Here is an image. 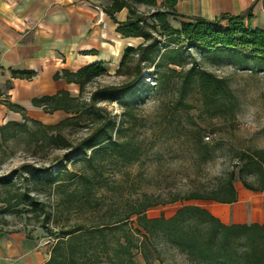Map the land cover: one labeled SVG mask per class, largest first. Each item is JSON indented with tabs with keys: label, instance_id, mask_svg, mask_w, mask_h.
Here are the masks:
<instances>
[{
	"label": "trees",
	"instance_id": "1",
	"mask_svg": "<svg viewBox=\"0 0 264 264\" xmlns=\"http://www.w3.org/2000/svg\"><path fill=\"white\" fill-rule=\"evenodd\" d=\"M107 1L109 4L102 11L117 24L116 32L123 38L142 41L136 46L129 44L121 55L114 73L124 78L121 84L97 86L85 98L86 88L108 75L102 64L87 65L75 73L57 72L53 78L62 77L67 83L78 85V95L73 97L62 90L32 100L33 106L45 114L64 113V118L54 124L29 119L22 108L2 101L9 110L20 113L22 121L0 127V145L15 138L18 132L29 135L33 131L30 136L35 137H31L30 143L35 148L47 145L52 151H62V155L47 166L24 163L11 177L0 180V233L21 232L6 229V214L32 219L54 240L43 264H138L133 260L134 250L144 264H151L159 259L154 245L157 241L176 248L198 264H264V223L224 224L208 210L193 204L181 206L169 217L146 215L152 207L176 202H237L233 171L217 178L210 189H192L162 201L145 192L122 193L123 182L129 178L126 168L133 162L132 143L124 134L122 122L116 125L102 106L121 101L125 106L122 116L134 119L135 115L126 110L133 99L125 100V95L142 71L148 69L146 64L150 60L157 89L163 87L168 77H176L179 99L189 85H194L203 105L215 107L212 118H218L223 107L232 112L236 102L225 81L202 68L185 69L181 46L192 44L204 51H232L236 57L249 55L264 62V30L245 24L252 9L243 15L223 14L215 20L189 18L180 21L176 28L170 20L184 18L175 10L178 0ZM141 8L151 11L143 12ZM124 9L127 19L119 23L115 14ZM153 56H157L156 61L151 59ZM11 75L31 79L34 72L12 71ZM229 118L234 122L235 114L232 112ZM80 125L86 129L82 137H66L68 128ZM238 159V181L245 190L263 195L264 211V151L243 152ZM52 165H56L58 173H52ZM108 166L114 168L110 177L104 175ZM248 174L255 175L254 183L243 178ZM25 237L32 240L29 235Z\"/></svg>",
	"mask_w": 264,
	"mask_h": 264
},
{
	"label": "rangeland",
	"instance_id": "2",
	"mask_svg": "<svg viewBox=\"0 0 264 264\" xmlns=\"http://www.w3.org/2000/svg\"><path fill=\"white\" fill-rule=\"evenodd\" d=\"M141 11L150 12L151 9L141 8ZM170 24L178 27V21L170 20ZM141 42L136 40L134 45ZM181 49L186 60L185 69L190 66L202 68L225 81L235 98L236 106L232 109L235 120L231 122L229 115L232 112L227 111V107L220 109L218 118H212L215 107L203 105L194 85H189L179 99L176 77H168L163 87L157 89L154 64L149 60L146 64L148 69L142 71L140 79L125 95V100L133 99L126 105V110L135 115L134 119L122 116L125 106L121 101L102 104L116 125L122 122L124 134L132 143L133 162L125 167L129 178L123 182L120 191L145 192L162 201L169 195L187 193L192 189H210L217 178L233 171L240 201L236 204V219L229 223L260 222L264 214L263 195L245 190L238 181L241 165L238 157L243 152L264 151V62L249 55L236 57L232 51H204L192 44H183ZM151 59L156 61L157 56ZM123 81V77L108 73L86 88L85 98H88L87 92L97 86L117 85ZM84 123L87 121L81 125ZM81 125L68 128L66 137L70 140L82 137L86 129ZM32 132L29 135L18 132L15 138L0 145V180L11 177L24 163L47 166L51 160L55 161L54 158L62 155V151H52L47 145L35 148L30 143L31 137H35L30 136ZM50 168L52 173L59 172L56 165ZM112 174L114 168L106 167L104 175L110 177ZM115 177L119 180L120 176ZM243 178L250 183L255 181L252 174L243 175ZM186 204L207 210L211 205L219 206V203L210 201L176 202L152 207L146 215L148 218L169 217ZM4 218L8 223L6 229H19L18 236L22 239L26 235L32 238V249L41 254L43 264L48 259L54 240L30 218L11 214H6ZM154 245L159 259L151 264H198L162 241ZM133 260L144 264L142 256L135 250Z\"/></svg>",
	"mask_w": 264,
	"mask_h": 264
},
{
	"label": "crops",
	"instance_id": "3",
	"mask_svg": "<svg viewBox=\"0 0 264 264\" xmlns=\"http://www.w3.org/2000/svg\"><path fill=\"white\" fill-rule=\"evenodd\" d=\"M108 4L107 0H0V127L22 121L21 114L9 110L4 100L22 108L27 118L44 124L63 119L61 111L49 115L32 104L34 98L62 90L78 95V85L53 78L57 72L75 73L98 63L107 73H115L124 49L136 40L116 32L117 24L102 11ZM249 8L251 18H245V24L264 30V0H178L175 6L177 14L184 17L178 18V26L189 18L243 15ZM127 16L124 9L115 19L123 23ZM12 71H32L34 76L13 78ZM237 202L211 205L208 211L224 224H238L229 223L236 219ZM257 223H264V214ZM18 235L0 233V264H41V254L32 249V240Z\"/></svg>",
	"mask_w": 264,
	"mask_h": 264
},
{
	"label": "built area",
	"instance_id": "4",
	"mask_svg": "<svg viewBox=\"0 0 264 264\" xmlns=\"http://www.w3.org/2000/svg\"><path fill=\"white\" fill-rule=\"evenodd\" d=\"M205 139H207V140H208V137H206Z\"/></svg>",
	"mask_w": 264,
	"mask_h": 264
}]
</instances>
